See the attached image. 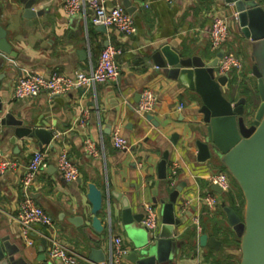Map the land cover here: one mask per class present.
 <instances>
[{"label": "crops", "instance_id": "0c3cea01", "mask_svg": "<svg viewBox=\"0 0 264 264\" xmlns=\"http://www.w3.org/2000/svg\"><path fill=\"white\" fill-rule=\"evenodd\" d=\"M115 1L122 5L121 0H105L107 6L115 5ZM130 1L135 6L132 15L137 30L133 34L93 24L89 8L85 13L68 16L61 0H33L32 10L36 12L33 16L24 15V5L19 0H0V24L16 53L11 56L0 51V74H4L0 96L24 125L49 130L53 143L40 147L36 137L12 143L11 134L1 141L0 162L10 161L12 165L0 171V234L19 248L15 257L21 256L30 264H60L47 255V234H53L76 251L85 264H90L91 248L98 246L105 254L102 264H108L112 236L120 235L128 251L131 247L121 222V204L111 192L127 196L133 215L143 217L144 207L154 206L159 216L158 234L161 201L167 200L170 191L183 182L175 203L180 223L175 226L178 253L174 263L238 264L239 238L221 204L231 206L232 198L227 196L225 200L224 193L216 192L209 180L210 174L222 169L223 164L213 153L205 161L197 159L195 141L205 136L198 112L199 96L168 78L154 65L151 56L156 47L169 44L183 56L197 55L212 60L219 50L211 49L208 29L213 15L225 12L223 0ZM257 1L264 8V0ZM107 45L120 50L116 79L53 96L45 92L32 98L13 95L14 83L22 69L74 76L94 65ZM225 49L242 59L241 69L232 71L229 80L237 86L244 80L251 84L248 73L251 53L236 20L230 22ZM216 67L214 71L219 76ZM144 88L157 96L155 108L146 114L136 109L139 101L136 95ZM237 96H244L239 88ZM180 103L182 108H178ZM148 114L159 124L147 119ZM81 118L84 124L80 123ZM118 127L129 142L127 149L115 148L111 142V133ZM107 129L110 131L106 132ZM86 139L93 142L96 154L87 150ZM37 149L45 152L47 166L36 175L30 191L52 217L53 228L34 225L33 243L26 244L15 215L22 198L20 179ZM60 149H65L75 162L80 174L78 180L67 181L57 169L55 157ZM164 150L169 151L167 176L160 179L157 163ZM172 162L178 163L175 175ZM90 183L97 185L103 194V205L97 213L104 226L100 234L90 225L91 205L86 197ZM209 191L219 198L214 208L201 199ZM81 215L83 224L71 222L73 217ZM137 224L142 227L140 222ZM201 234L208 238L204 245L199 242ZM119 264H128L126 258Z\"/></svg>", "mask_w": 264, "mask_h": 264}, {"label": "water", "instance_id": "95a60500", "mask_svg": "<svg viewBox=\"0 0 264 264\" xmlns=\"http://www.w3.org/2000/svg\"><path fill=\"white\" fill-rule=\"evenodd\" d=\"M19 1L24 5L25 16L36 14L32 10L33 0ZM121 3L129 13L135 11L130 0H121ZM223 3L225 13L236 14V23L251 53L252 64L248 73L252 77V92L249 97L237 96L238 86L229 80V74H215L214 68L224 49H220L212 60H204L197 55L183 56L181 51L163 44L156 47L151 56L154 65L161 68L168 78L177 80L198 94V112L205 126V136L195 141L197 159L205 161L212 153L217 155L242 192L244 206L241 215L232 206L221 203L228 223L239 238L238 264H264V8L257 0H223ZM113 4L116 5L117 1ZM100 28L105 26L100 25ZM0 51L16 56L7 40V31L1 24ZM115 59H118V55H115ZM3 78L4 74H0V87ZM139 99L140 94H137L136 100ZM146 117L153 124H159L150 114ZM109 129L105 131L109 132ZM7 134H11L9 140L12 143L17 139L36 137L40 147L44 144L53 146L49 130L24 125L22 120L14 117L13 111L0 96V143ZM168 158L169 151L164 150L157 163V176L160 179L167 176ZM183 186V182L176 185L168 199L161 201V223L155 238L150 237L144 227L138 226L142 214H131L127 196L111 192L121 204V222L131 242L125 256L128 264H175L178 253L175 226L180 223L175 213V203ZM213 189L218 193L223 192L216 185ZM86 197L91 205L90 225L100 234L104 226L97 213L103 205V194L97 185L90 183ZM72 219L74 224H83L84 221L82 215ZM207 239L206 234H201L200 244L204 245ZM45 242L43 239V245ZM18 251L16 245H11L6 236L0 234V264H30L21 256L15 257ZM104 260L105 254L98 246L91 248L90 264H102Z\"/></svg>", "mask_w": 264, "mask_h": 264}, {"label": "built area", "instance_id": "2783aa9c", "mask_svg": "<svg viewBox=\"0 0 264 264\" xmlns=\"http://www.w3.org/2000/svg\"><path fill=\"white\" fill-rule=\"evenodd\" d=\"M173 3L175 0H163ZM62 9L68 16L85 13L86 8L91 11V21L95 25L111 27L123 34H133L137 28L133 15L123 5L107 6L105 0H61ZM231 20H236V14L220 13L214 14L208 29L211 49L214 51L224 49L222 57L216 67L218 75L230 74L242 67V59L235 53L225 49V43L229 36ZM120 52L112 45L104 47L94 65L78 71L74 76H69L58 71L44 74L33 69L24 68L16 79L13 87V95L17 98H32L45 92L49 96L63 94L74 88L91 87L98 82L114 80L119 74L115 55ZM157 103L156 94L149 88H144L140 93L137 103V111L146 114L150 113ZM183 103L178 105L182 108ZM84 124V118L80 119ZM111 142L115 148L127 149L129 142L121 133L120 128H115L111 133ZM85 147L91 153L96 154V148L92 141L85 140ZM12 165L10 161L0 162V171ZM55 165L67 181L79 179V170L75 162L68 156L65 149H60L55 157ZM47 166L45 152L41 149L33 151L26 170L20 179L22 198L18 205L15 220L20 226L21 237L26 244H32L31 232L34 225H40L48 229L53 228L52 217L33 198L30 187L36 175ZM177 162H172L173 175L176 173ZM211 185H216L227 192L231 186V179L226 171L218 170L209 176ZM172 184L174 182L172 181ZM202 201L209 207L214 208L219 203V198L213 191L207 192L201 197ZM149 236L155 238L159 226V216L154 206L147 204L144 207V214L140 221ZM48 240L47 255L51 260L60 264H85L82 257L73 249L61 243L53 234L45 235ZM128 253L123 245L120 235L111 238V249L108 264H119ZM107 264V263H104Z\"/></svg>", "mask_w": 264, "mask_h": 264}, {"label": "trees", "instance_id": "16d2710c", "mask_svg": "<svg viewBox=\"0 0 264 264\" xmlns=\"http://www.w3.org/2000/svg\"><path fill=\"white\" fill-rule=\"evenodd\" d=\"M244 81L239 83L238 88L243 93V95H246L247 97H249V95L252 92V85H250L247 81H245V82ZM233 83H234V81H233ZM220 170L227 172V170L224 166H222V169H220ZM229 176L231 179V186L227 192H223L224 196H226L225 200H226L227 196H231V198H232L231 206H233L235 211L239 215H241L242 211H243V206H244V198H243L242 192H241L238 184L236 183V181L231 177L230 174H229Z\"/></svg>", "mask_w": 264, "mask_h": 264}, {"label": "rangeland", "instance_id": "374dc122", "mask_svg": "<svg viewBox=\"0 0 264 264\" xmlns=\"http://www.w3.org/2000/svg\"><path fill=\"white\" fill-rule=\"evenodd\" d=\"M249 83V82H248ZM250 84V83H249Z\"/></svg>", "mask_w": 264, "mask_h": 264}]
</instances>
